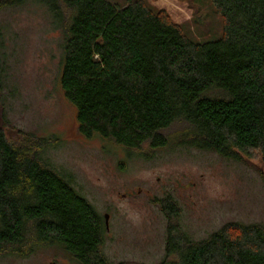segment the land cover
Listing matches in <instances>:
<instances>
[{
	"label": "trees",
	"instance_id": "obj_1",
	"mask_svg": "<svg viewBox=\"0 0 264 264\" xmlns=\"http://www.w3.org/2000/svg\"><path fill=\"white\" fill-rule=\"evenodd\" d=\"M211 2L223 32L206 42L147 0H0V12L39 5L52 14L63 35L60 85L84 136L156 149L183 122L184 142L226 157L259 149L264 163V0ZM7 33L0 23V42ZM46 142L10 141L0 126V261L56 243L78 264H111L101 250L105 217L73 174L45 162ZM167 248L177 258L166 264H264V223L231 222L197 243L171 236Z\"/></svg>",
	"mask_w": 264,
	"mask_h": 264
},
{
	"label": "rangeland",
	"instance_id": "obj_2",
	"mask_svg": "<svg viewBox=\"0 0 264 264\" xmlns=\"http://www.w3.org/2000/svg\"><path fill=\"white\" fill-rule=\"evenodd\" d=\"M125 4L126 0H109ZM164 9L196 42L221 37L223 22L211 0H147ZM49 10L25 5L0 12L7 37L8 79L0 89V126L10 141H47L45 162L73 174L75 186L104 216L102 252L111 264H166L171 236L197 243L231 222L264 223V163L259 149L226 157L184 142L189 129L176 122L169 143L126 148L78 130L76 107L60 85L62 32ZM5 47V49H4ZM2 48V49H1ZM174 204L176 214L166 210ZM0 264H78L56 243L34 246L30 255L6 256Z\"/></svg>",
	"mask_w": 264,
	"mask_h": 264
},
{
	"label": "flooded vegetation",
	"instance_id": "obj_3",
	"mask_svg": "<svg viewBox=\"0 0 264 264\" xmlns=\"http://www.w3.org/2000/svg\"><path fill=\"white\" fill-rule=\"evenodd\" d=\"M106 215L108 216V217H106ZM104 217H105V221H106V224H107V227H108V225H109V213H105L104 214Z\"/></svg>",
	"mask_w": 264,
	"mask_h": 264
},
{
	"label": "water",
	"instance_id": "obj_4",
	"mask_svg": "<svg viewBox=\"0 0 264 264\" xmlns=\"http://www.w3.org/2000/svg\"><path fill=\"white\" fill-rule=\"evenodd\" d=\"M106 217H108V216L106 215Z\"/></svg>",
	"mask_w": 264,
	"mask_h": 264
}]
</instances>
